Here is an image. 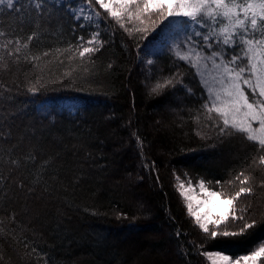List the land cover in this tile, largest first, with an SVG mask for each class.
<instances>
[{"label": "trees", "instance_id": "16d2710c", "mask_svg": "<svg viewBox=\"0 0 264 264\" xmlns=\"http://www.w3.org/2000/svg\"><path fill=\"white\" fill-rule=\"evenodd\" d=\"M48 2L40 17L31 9L20 14L23 25L11 10L0 14L7 38L38 32L19 62H0V81L11 88L0 98V173L10 177L0 187V264H209L202 253L240 257L264 243V168L253 163L259 153L206 118V90L186 61L168 51L151 64L142 57L163 26L126 23L127 32L106 14L88 23L72 13L74 2ZM97 31L106 43L81 61L77 46ZM173 76V84L151 91ZM63 97L79 100L74 112L59 104ZM241 171L252 176L254 193L209 228L254 227L210 238L189 215L179 185L203 180L234 194L240 185L228 181ZM233 211L244 220L232 219Z\"/></svg>", "mask_w": 264, "mask_h": 264}, {"label": "snow or ice", "instance_id": "6c2138e0", "mask_svg": "<svg viewBox=\"0 0 264 264\" xmlns=\"http://www.w3.org/2000/svg\"><path fill=\"white\" fill-rule=\"evenodd\" d=\"M84 2L89 8L98 5L127 32L133 29L127 28L126 23L138 22L142 26L145 21L154 27L167 26L182 31L185 41L175 44L173 51L179 60L186 61L201 77V82L207 90L206 102L203 105L206 118L215 122L214 126L220 134L239 133L247 141L252 142L259 153L253 157V163L264 168V0H84ZM48 6H50L48 0H0V14L6 9L11 10L17 14L23 25L24 21L20 14L31 9L40 17L47 11ZM75 11L73 9L74 14ZM79 12L83 15L84 8H80ZM80 15H77L76 19H80ZM94 15L100 18L101 12L94 11ZM83 19L91 20L92 17L84 15ZM135 31L147 32L148 28L136 27ZM7 37L8 33L0 30V38H5L0 42V62L8 57V63L11 65L19 62L22 51L29 49L31 42L38 39V32L33 30L26 39ZM99 37L98 31L93 32L86 45L77 46L76 52L81 61L86 56L90 57L91 54L100 51L104 46L106 42ZM79 40L84 41L85 38L81 36ZM43 55L48 56L49 53L45 52ZM24 59L28 60V55H25ZM31 59L39 60L40 57L32 56ZM148 63L151 64L152 61L149 60ZM32 66L38 67L36 64ZM177 76L157 82L151 91L157 93L173 84ZM10 91L11 88L0 81V98ZM27 91L36 94L39 89L28 87ZM4 135L0 131V136ZM27 159L34 161L35 156L29 153ZM10 164L16 168L20 166V162L15 159L11 160ZM14 170L10 168L9 172ZM9 178L0 173V187H3L4 181ZM251 181L252 176L241 171L234 181H228L230 185L238 182L240 187L234 194H226L207 189L201 180L198 186L206 196L197 200L195 206L192 201L196 197L183 191L185 188L183 182L179 188L180 194L187 201L189 215L195 218L196 224L204 233L210 238L218 235L234 237L243 235L247 229L253 228L255 222L243 224L239 232L216 231L215 228L228 221L229 215H220L213 219L212 197L223 196L225 203L234 209L235 202L243 195L254 193V188L249 186ZM20 186L23 187L22 183ZM260 186L264 187V181H261ZM189 189L191 190L190 183ZM204 207L208 210L202 215L201 208ZM231 218L244 220L243 216H236L234 211ZM209 225H214L215 228L210 230ZM202 255L206 256L211 264H264V243L246 255L236 258L220 252H204Z\"/></svg>", "mask_w": 264, "mask_h": 264}, {"label": "rangeland", "instance_id": "374dc122", "mask_svg": "<svg viewBox=\"0 0 264 264\" xmlns=\"http://www.w3.org/2000/svg\"><path fill=\"white\" fill-rule=\"evenodd\" d=\"M56 2L57 4H70L74 2L73 6L71 7V11L73 12V9H75V16L80 15L79 9L84 8L83 15H80V19L85 21V22H91V23H98L99 18L95 17L94 11H100L103 14H106L102 9L99 8L98 5H93L92 8H89L85 2H77L76 0H51ZM91 16V20H84L83 16ZM107 15V14H106ZM182 41H185V36L184 33L178 29L170 28L167 26H163L162 29L159 31L158 35L156 38H153L152 40L149 41L147 46L144 49V55L142 56L143 58L150 60V58L153 55H156L158 53H161L163 51H168L174 54L173 48L175 44L180 43ZM175 55V54H174ZM203 70V69H202ZM199 76V75H198ZM199 80L201 82V77L199 76ZM202 84V82H201ZM203 85V84H202ZM204 87V86H203ZM205 88V87H204ZM206 90V88H205ZM247 91V89H246ZM207 93V90H206ZM250 99L251 94L249 93ZM59 104L62 105L63 107H66L68 110L74 112L77 107L79 106V100L72 98V97H63L59 100ZM131 180L129 181V184ZM199 183L197 184H191V190L189 189V184L185 185V188L183 191L188 192L189 195H192L196 197L195 200H193V205L195 206L196 201L200 199H204L206 196V193L201 192L199 188ZM205 187L209 189L206 185ZM211 190V189H210ZM212 213H213V219H215L217 216L220 215H227L230 212L231 207L227 205L224 201V197H212ZM187 203V201H186ZM208 209L206 207L201 208V214L203 215L204 212H206ZM223 253L221 251H211V253ZM225 254V253H223ZM227 255V254H225ZM229 256V255H228ZM236 258V257H233ZM209 260V259H208ZM209 264H211V261L209 260Z\"/></svg>", "mask_w": 264, "mask_h": 264}]
</instances>
